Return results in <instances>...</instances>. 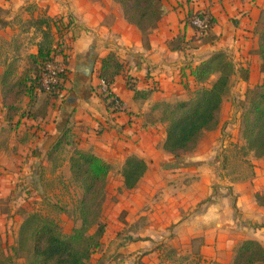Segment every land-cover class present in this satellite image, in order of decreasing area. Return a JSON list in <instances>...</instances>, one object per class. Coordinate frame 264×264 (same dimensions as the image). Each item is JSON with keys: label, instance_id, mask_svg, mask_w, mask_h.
Masks as SVG:
<instances>
[{"label": "crops", "instance_id": "crops-1", "mask_svg": "<svg viewBox=\"0 0 264 264\" xmlns=\"http://www.w3.org/2000/svg\"><path fill=\"white\" fill-rule=\"evenodd\" d=\"M158 1L161 17L144 34L114 0H0V199L24 177L37 188L61 167L71 176L74 151L89 152L112 167L102 213L106 231L94 264H235L244 242L264 249V157L237 150L233 119L234 105L263 78L256 27L264 0ZM200 9L215 19L206 37L187 23ZM39 20L63 31L55 57L66 58L68 77L57 94L25 96L20 114L8 122L1 77L18 56L8 58L3 47L11 50L17 23ZM218 53L235 70L218 126L191 152L168 153L167 124L156 107L192 99L204 86L192 71ZM111 54L123 65L111 86L126 105L123 113L110 112L98 91L102 61ZM130 157L143 160L147 172L128 190L121 171ZM118 171L123 179L110 196Z\"/></svg>", "mask_w": 264, "mask_h": 264}, {"label": "trees", "instance_id": "trees-1", "mask_svg": "<svg viewBox=\"0 0 264 264\" xmlns=\"http://www.w3.org/2000/svg\"><path fill=\"white\" fill-rule=\"evenodd\" d=\"M121 5L125 18L130 24L138 27L142 33H147L159 21L162 10L158 0H114ZM191 14L187 20L190 24ZM259 36L258 55L261 60V72L264 74V11L258 23ZM206 37V36H203ZM40 66L38 75L34 78L23 73L16 78L18 69L16 61L7 64L1 77V93L6 120L12 122L21 112L20 103L25 96L32 93L57 94L67 80L68 74L62 75L63 83L53 87L49 92L41 85V72L44 65L56 60L50 51L40 48L35 57ZM66 64L64 61H58ZM123 71V65L114 54L102 61L100 79L112 86L116 77ZM234 65L223 54H215L192 71L199 83L205 84L210 78L219 74V78L209 87L197 89L189 101L177 104L163 103L156 108L162 110L161 121L167 124L164 149L175 156L181 152H189L195 148L206 132L213 131L218 126V115L223 99L231 87ZM68 72V70H67ZM127 85L134 91L136 97L141 96L133 82L127 79ZM109 109V97L100 94ZM248 108L244 114L243 134L246 149L255 157H264V83L249 91L247 94ZM65 143L62 138L53 148V156ZM111 165L98 156L81 151H74L70 159L72 180L82 189L80 199V216L82 225L75 229L69 237H64L59 228L51 222H41L36 215L30 216L20 230V243L28 248L29 261L27 264H89L93 253L101 250V242L106 225L99 223L92 235L86 236L94 223L101 217L106 202V188ZM147 172L146 163L136 157L127 159L122 170L124 186L131 190L137 186ZM264 202V197H262ZM235 264H264V249L256 241H246L238 249Z\"/></svg>", "mask_w": 264, "mask_h": 264}, {"label": "rangeland", "instance_id": "rangeland-1", "mask_svg": "<svg viewBox=\"0 0 264 264\" xmlns=\"http://www.w3.org/2000/svg\"><path fill=\"white\" fill-rule=\"evenodd\" d=\"M258 28L259 27L257 25L256 34ZM11 39V50L6 47L7 45L3 47V49L8 58L13 55L18 56L17 60H15L18 69L16 78L26 72L29 76L34 78L35 75H38L37 72L40 68L38 60L36 61L35 59L38 49L43 48L45 51H50L51 57L59 54L63 49V44H61V42L64 39V33L60 30L55 33L53 28L44 24L42 20L37 21V23L30 21L25 24L17 23L15 35ZM217 76L219 75L215 74L214 77H211L210 80L204 84V86H211L215 80L214 78ZM212 78L214 79L213 81L211 80ZM263 83L264 74L259 85L253 89L261 86ZM24 100L25 98L23 101ZM238 101L239 102L234 105L235 110L233 111V119L237 122L234 129L235 137L238 140L237 150L240 153L249 155L252 152L245 150L246 140L243 134L244 114L248 108L247 96L245 100ZM162 117L163 113L160 109L159 119L161 120ZM241 140L243 141V145L240 146L239 142ZM119 176L120 171L112 177L110 190L108 191L110 196L114 194L116 184L119 183L122 178ZM47 179L50 178L46 176L43 181ZM51 179L52 180H50V182H45L43 186L36 188L32 187L33 185L31 186L28 184V180L24 177L21 179L20 184L12 190L9 195L0 199V264L28 263V248L25 244L20 243L19 235L23 223L30 216L36 215L39 217L41 222H51L55 224L64 237H69L74 233V230L77 229L75 225L77 222L82 223L80 216V199L82 196V189L80 185L75 183L72 180V177L69 176V173H67L66 170L63 171L62 167L60 168V174L57 177L52 175ZM111 201L113 202L114 199ZM107 211L109 210L106 209L104 215ZM65 217L68 219L67 221L64 220ZM124 219L125 215L122 218L125 226L122 227L121 231L126 233L129 232L131 228H128V222ZM99 223L103 224L102 214L97 223H94L90 231L86 233V236L94 234ZM94 254H96V252L91 255L88 262L89 264L95 263V258H93Z\"/></svg>", "mask_w": 264, "mask_h": 264}, {"label": "built area", "instance_id": "built-area-1", "mask_svg": "<svg viewBox=\"0 0 264 264\" xmlns=\"http://www.w3.org/2000/svg\"><path fill=\"white\" fill-rule=\"evenodd\" d=\"M198 35L201 37L207 36L215 26V19L212 14L206 9H200L193 13L190 18L189 24ZM67 75V68L64 64L59 63L57 60L47 62L42 68L41 72V85L42 88L49 92L53 87L63 83L62 75ZM99 94H104L109 97L108 102L111 104L109 108L112 113H123L127 110L126 105L120 97L112 93L111 86L103 80H99L98 86Z\"/></svg>", "mask_w": 264, "mask_h": 264}]
</instances>
